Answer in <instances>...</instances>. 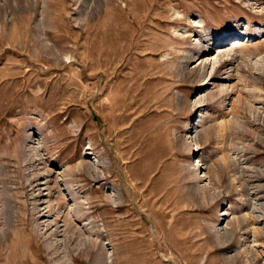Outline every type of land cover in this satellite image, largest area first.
<instances>
[{"label":"rangeland","instance_id":"1","mask_svg":"<svg viewBox=\"0 0 264 264\" xmlns=\"http://www.w3.org/2000/svg\"><path fill=\"white\" fill-rule=\"evenodd\" d=\"M0 264H264V0H0Z\"/></svg>","mask_w":264,"mask_h":264},{"label":"bare ground","instance_id":"2","mask_svg":"<svg viewBox=\"0 0 264 264\" xmlns=\"http://www.w3.org/2000/svg\"><path fill=\"white\" fill-rule=\"evenodd\" d=\"M235 44V43H234ZM99 47V46H98ZM232 49H230V51H231ZM222 52H224V51H222ZM225 53H229V50H228V52H225ZM66 168V167H65ZM49 173V172H48ZM65 183V182H64ZM256 208V207H255ZM254 210V209H253ZM252 211V210H251ZM253 212V211H252ZM227 228H225L224 230H226ZM218 230V229H217ZM219 232V231H218ZM230 234V233H229Z\"/></svg>","mask_w":264,"mask_h":264}]
</instances>
